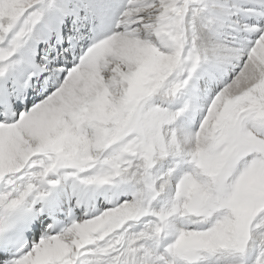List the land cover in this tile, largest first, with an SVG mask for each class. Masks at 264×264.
Wrapping results in <instances>:
<instances>
[{"label":"snow or ice","instance_id":"1","mask_svg":"<svg viewBox=\"0 0 264 264\" xmlns=\"http://www.w3.org/2000/svg\"><path fill=\"white\" fill-rule=\"evenodd\" d=\"M0 264H264V0H0Z\"/></svg>","mask_w":264,"mask_h":264}]
</instances>
